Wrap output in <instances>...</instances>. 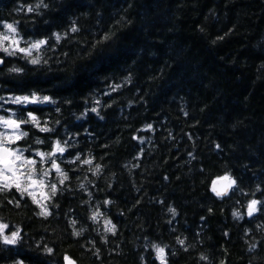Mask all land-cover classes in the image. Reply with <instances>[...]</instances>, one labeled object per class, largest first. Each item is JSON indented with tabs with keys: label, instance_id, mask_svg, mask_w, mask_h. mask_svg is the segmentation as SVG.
<instances>
[{
	"label": "trees",
	"instance_id": "trees-1",
	"mask_svg": "<svg viewBox=\"0 0 264 264\" xmlns=\"http://www.w3.org/2000/svg\"><path fill=\"white\" fill-rule=\"evenodd\" d=\"M5 24L23 48L47 44L36 56L0 50V115L26 121L11 146L62 190L40 199L48 218L27 194L0 191V223L20 232L0 243V264H160L153 245L166 264H264V0H0ZM33 95L50 101L10 99ZM56 141L65 152L41 161ZM226 174L236 185L217 197Z\"/></svg>",
	"mask_w": 264,
	"mask_h": 264
},
{
	"label": "snow or ice",
	"instance_id": "snow-or-ice-1",
	"mask_svg": "<svg viewBox=\"0 0 264 264\" xmlns=\"http://www.w3.org/2000/svg\"><path fill=\"white\" fill-rule=\"evenodd\" d=\"M37 6L39 7V5H37ZM32 10H33L32 8L28 9L29 12H31ZM4 28L7 29L8 33L13 34L12 36H9L7 34L0 33V50L7 53L8 55H13L14 52H19V53H22L24 55L31 56L33 50L38 51L41 49L42 46L47 44L46 40L41 39V40H38V41L31 43L30 46L27 48L18 47L19 41L15 38V34H16L17 30L14 27V25L13 24H5ZM71 31L77 32L78 29L76 27H73L71 29ZM60 39H61V37L59 35H57L56 41L59 42ZM4 41H9L10 47L12 45H17V47H15L13 49V52H10L9 48L4 46ZM4 62H5L4 59L0 58V64H3ZM29 62L33 65L39 64L40 63V57L37 56L36 58L31 59ZM9 71L20 72V71H22V69L12 68V69H9ZM125 82L129 83L130 78H127ZM119 87H120V85H115L113 87L112 91H116ZM10 99H11V102L14 104H21V103L35 104L37 102L44 103V102L50 101V98L47 96L40 99L35 95H33L31 97H29V96H16V97H13ZM0 100H3V97H0ZM97 103H99V101H97ZM91 111L97 112V109L93 108V109H91ZM29 120L32 121L37 126H39V121L31 113H29ZM25 122L26 121H22V120L17 121V120L11 119V118L6 119L4 116H0V124L5 125L6 127L18 129L20 127V125L22 123H25ZM147 128L151 129L152 125H148ZM40 131L41 132H49V131H52V129H50L48 127H40ZM21 135L26 136L27 133L24 132ZM19 138H20L19 136L15 137V139H19ZM5 139H7V141L9 143L13 142V138H11V137H6ZM133 139H136V137H133ZM37 141L39 143H42V141H40V140H37ZM141 142H143V141L141 140ZM217 147L219 148V145H217ZM64 152H65V148L60 145L59 141H56L55 144L53 145V149L51 152H49V153L37 152L36 155L41 158V161H43L45 156H48L50 158L52 156H55L57 153L63 154ZM13 157H14V159H12ZM76 160H80L79 155L76 156ZM15 161H22L23 164H26V165H35L36 164L35 160L23 159L22 153L17 154L16 152L4 147V145L2 143H0V190L3 191L5 189H7L9 191H12V189L14 188L16 192L20 193V199H22L23 196L25 194H27V196L32 199V202L34 204H36L37 207L40 209L39 212L37 213V215H39L43 218H48L53 213L49 210V207L47 206V204L41 203L40 201H38L36 199V193L34 191H30V189H37V188L38 189H40V188L44 189L46 187H50L51 195H49L48 193H46L44 191L39 193L41 198L43 200H47V201H50L52 199V197L56 196L58 191H61L62 189L58 188L56 183H51L50 185L46 184V182L43 178L35 179L33 174H32V172L34 171L33 169H30V174L26 178L27 183H25L21 179L22 174H17V170L15 168ZM69 163H75V161H69ZM92 163H93V161L91 159H85L83 161V164H87V165H91ZM51 167H52V169L55 170V172L60 177H62L60 179L59 183H60V185H63L64 182L66 180H68V178H69L67 173L62 171V169L60 168V166L57 164V162L55 160L51 161ZM6 172H10L11 175L10 176L5 175ZM99 172H100V165H96L95 170L93 172V175H95ZM48 175H49V170H44L43 177H47ZM221 181L225 182L223 189L217 190L216 186ZM235 185H236L235 179H233L230 175L226 174L222 177H219L218 180L212 181L211 191H213L217 197H222L224 195H227L228 191L230 189H232ZM80 187L84 188V185L81 184ZM9 202H12V201H9ZM111 203L112 202L110 200L104 201L105 206H107ZM261 203L262 202L259 200H252L249 202V204L247 206V214L249 217L253 216V214L259 210L257 206L260 205ZM17 206L19 207V201L18 200H17ZM169 211L172 212L173 215H175L174 209L170 208ZM103 215L104 214L99 210V208H97V210L92 214L90 219L93 222H97L98 218L103 216ZM233 216L239 217V213L233 212ZM71 223H72L73 228H74L73 235L79 236L81 234L82 229L80 231H76L75 230L76 221L73 220ZM115 227L116 226L112 223L111 220H107V219L104 220V230L106 232H110L114 235L115 234ZM6 229H8L7 224H0V243H2L3 245H15L20 239L19 230L17 229L16 231H12L11 234L9 235V234H6V231H5ZM178 243L183 245L184 241L178 240ZM152 247L155 250L156 258L160 261V264H166L165 248L159 247L157 245H153ZM254 247H255V245H253V248ZM46 251L49 255H51L53 253V249H51V248H47ZM201 259L203 260V259H205V257H201ZM64 262H65V264H75V262L67 255L64 256Z\"/></svg>",
	"mask_w": 264,
	"mask_h": 264
},
{
	"label": "rangeland",
	"instance_id": "rangeland-1",
	"mask_svg": "<svg viewBox=\"0 0 264 264\" xmlns=\"http://www.w3.org/2000/svg\"><path fill=\"white\" fill-rule=\"evenodd\" d=\"M4 34H7V35H9V36H12L13 34H11V33H8L7 32V29H6V31L4 32ZM15 38L19 41V45H18V47H22V45H21V40H20V38L17 36V34H15ZM32 42H30V44H31ZM4 46L5 47H8L9 48V51L11 52V50H13L15 47H17V45H12L11 47L9 46V41H4ZM30 45H28L27 47H29ZM27 47H25V48H27ZM2 51V50H1ZM35 51L36 50H33L32 51V56H36V53H35ZM3 52V51H2ZM4 53V55H8L7 53H5V52H3ZM1 116V115H0ZM7 119V118H6ZM0 127H1V129H2V131L0 132V143H2L3 145H4V147H6V148H8V149H10V150H12V151H14V152H16L17 154H20V152L18 151V150H16V149H14L12 146H11V144L12 143H9L8 141H7V139H5L6 137H11V138H13V141L15 140V137H17V136H20L21 135V133L19 132V128L18 129H15V128H11V127H6L5 125H3V124H0ZM12 159H14V157L12 158ZM24 159V158H23ZM15 168H16V170H17V174H22L21 175V179L25 182V183H27V176L30 174V170L28 169V166L26 165V164H23V162L22 161H15ZM32 174H33V176H34V178L35 179H41V177H40V175L39 174H35V173H33L32 172ZM5 175H7V176H10L11 175V173L10 172H6L5 173ZM30 191H34L35 193H36V199L38 200V201H40V199H42L41 198V196H40V190L37 188V189H30ZM43 191H44V189H43ZM45 192V191H44ZM43 200V199H42ZM42 202V201H41Z\"/></svg>",
	"mask_w": 264,
	"mask_h": 264
},
{
	"label": "water",
	"instance_id": "water-1",
	"mask_svg": "<svg viewBox=\"0 0 264 264\" xmlns=\"http://www.w3.org/2000/svg\"><path fill=\"white\" fill-rule=\"evenodd\" d=\"M215 180H218V178L217 179H215ZM224 183L225 182H219L218 184H217V190H222L223 189V186H224ZM229 192V191H228ZM228 194V193H227ZM224 196H226V195H224ZM224 196H222V197H224ZM76 264V263H75Z\"/></svg>",
	"mask_w": 264,
	"mask_h": 264
},
{
	"label": "clouds",
	"instance_id": "clouds-1",
	"mask_svg": "<svg viewBox=\"0 0 264 264\" xmlns=\"http://www.w3.org/2000/svg\"><path fill=\"white\" fill-rule=\"evenodd\" d=\"M37 143H39V142L37 141ZM39 190H40V192H42V191H43V189H42V188H40ZM0 191H2V190H0ZM0 224H3V223H0Z\"/></svg>",
	"mask_w": 264,
	"mask_h": 264
}]
</instances>
